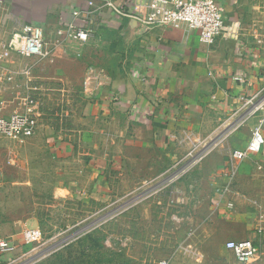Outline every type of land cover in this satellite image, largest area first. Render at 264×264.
Segmentation results:
<instances>
[{
  "label": "crops",
  "instance_id": "1",
  "mask_svg": "<svg viewBox=\"0 0 264 264\" xmlns=\"http://www.w3.org/2000/svg\"><path fill=\"white\" fill-rule=\"evenodd\" d=\"M220 1L227 26L208 45L196 29L148 26L124 12L122 0H16L20 25L42 26L50 51L46 58H22L21 69L15 53L4 62L15 76L23 72L34 101L33 95H39L38 128L24 142L43 140L61 157L62 172L72 179L71 192L114 195L125 185L128 163L142 170L149 152L151 161L157 155L156 162L159 150H165L166 162L174 165L204 149L200 163L188 173L198 170L213 179L215 199L220 209H227L224 191L241 171V162L231 157L232 150L240 149L231 134L243 112V98L264 93V0ZM71 25L90 30V38L70 37ZM13 32L0 36L1 50H7ZM101 58L109 65L105 70L111 83L96 97L88 96L78 84ZM18 81L14 77L13 87H19ZM3 93L1 115L24 105ZM184 131L187 140L181 142ZM8 161L0 156V185L10 172ZM149 170V177L159 171L158 166ZM236 237L226 235L228 241L244 240ZM253 264H264V250Z\"/></svg>",
  "mask_w": 264,
  "mask_h": 264
},
{
  "label": "rangeland",
  "instance_id": "2",
  "mask_svg": "<svg viewBox=\"0 0 264 264\" xmlns=\"http://www.w3.org/2000/svg\"><path fill=\"white\" fill-rule=\"evenodd\" d=\"M15 3L0 0V36L20 26ZM11 56L21 69L26 60ZM97 64L110 69L104 58ZM22 74L15 76L22 80L19 87L5 85L4 96L25 102L31 95ZM82 84L83 79L80 89ZM254 123H237L231 134L237 147L246 146ZM180 140H187L186 131ZM157 154L155 162L149 152L142 170L128 163L125 185L114 195L90 197L71 192L61 157L45 141L20 143L0 134V156L11 159L0 185V236L17 245L0 264H239L226 247L231 232L235 239L251 237L264 250V158L241 162L224 191L228 204L222 210L213 179L194 170L172 180L168 153ZM153 166L159 171L149 177ZM28 229L37 230L38 239L24 241Z\"/></svg>",
  "mask_w": 264,
  "mask_h": 264
},
{
  "label": "built area",
  "instance_id": "3",
  "mask_svg": "<svg viewBox=\"0 0 264 264\" xmlns=\"http://www.w3.org/2000/svg\"><path fill=\"white\" fill-rule=\"evenodd\" d=\"M122 8L128 15L136 17L148 26H186L199 32L200 40L213 45L223 35L226 28L225 6L220 0H122ZM82 7L74 13L78 16ZM69 36L87 41L91 31L71 25ZM9 53L21 58H42L47 56V36L40 25L23 24L14 29L13 37L7 44V50L0 49V94L5 85L11 83L15 71L5 66ZM111 83V77L104 68L90 66L86 69L83 89L88 96L96 97L98 93ZM243 112L237 123L253 118L255 120L251 136L244 148L231 151V157L244 162L264 150V93H256L243 98ZM237 125V124H236ZM38 128V110L31 96L26 97L24 105L8 115L0 114V134L18 142L35 135ZM198 144H193V150ZM204 150V149H203ZM200 150L172 166L169 175L172 180L179 179L201 160ZM39 232L28 229L24 233V241L38 239ZM226 247L240 264H253L260 253V246L251 239L229 240ZM17 245L9 237H0V255L9 256L16 251ZM166 264V263H163Z\"/></svg>",
  "mask_w": 264,
  "mask_h": 264
}]
</instances>
